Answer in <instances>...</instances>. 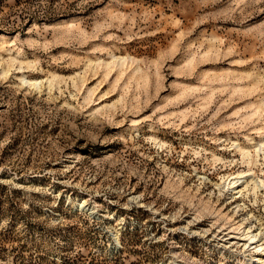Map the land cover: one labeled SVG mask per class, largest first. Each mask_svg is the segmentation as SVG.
Instances as JSON below:
<instances>
[{
  "label": "rangeland",
  "instance_id": "rangeland-1",
  "mask_svg": "<svg viewBox=\"0 0 264 264\" xmlns=\"http://www.w3.org/2000/svg\"><path fill=\"white\" fill-rule=\"evenodd\" d=\"M3 35L0 264H237L225 229L264 238V191L215 187L264 179L235 150L264 138V0H0Z\"/></svg>",
  "mask_w": 264,
  "mask_h": 264
},
{
  "label": "bare ground",
  "instance_id": "bare-ground-1",
  "mask_svg": "<svg viewBox=\"0 0 264 264\" xmlns=\"http://www.w3.org/2000/svg\"><path fill=\"white\" fill-rule=\"evenodd\" d=\"M0 40L4 42V44L8 43L7 37L4 35L1 36ZM134 63H136V61L135 59L133 60L132 58L111 56L110 62L102 63L100 65L103 66L106 70L110 71L115 68L127 67L129 64L133 65ZM8 72H9L8 70L2 71L1 75L3 79L7 77ZM19 81L21 87H26L28 89L32 88L33 90H36L38 92L41 91V87H42L41 81H37V80L34 81L30 79L28 80L24 77L20 78ZM48 84L50 86L51 82L49 81ZM91 96L92 93L89 92L86 100L90 99ZM104 110L106 109L101 107L100 109L97 110V113H101ZM248 139H249L248 144L246 146H241L240 144H236L235 150L238 152V154L242 156V158L247 159V163L250 166L253 162L251 152L255 153L256 158L262 157L264 161V138L258 143H254L253 140L250 138ZM160 147L161 146H159V148ZM253 175L254 172L248 170L247 172H241V173H237L236 175H229L226 178H221V183L215 184V187L218 190L219 197L224 196L229 192H233L230 195L231 198L239 199L243 197L245 192L249 193L250 191H252L253 195L257 196L258 191L260 192L264 191V179L255 180ZM248 180H250L249 183ZM180 184H182L181 180L179 181L178 186ZM138 199L139 197L131 198L132 201H134L135 203L137 202L136 204H139V206L142 207L143 205L142 204L140 205V201H138ZM200 204H201L202 212L212 211L213 214L217 215L218 217L221 216L222 219L228 221V223L232 220L233 216L236 214L235 212L232 217H229L226 214L222 215L220 209L218 211L213 210L212 207L206 202L200 201ZM78 207L79 210L83 211L86 208L85 201L79 202ZM236 208H239L238 204H236ZM202 212H199L198 215L194 217V222L202 221L201 219ZM225 230H228V232L225 233V235H223V237L221 238V239L224 238L223 241H221L222 246L225 247V245L227 246L232 244L238 246L240 245L243 248V252L240 255L241 259L237 260V264H264V238L262 237L261 231L254 232V230H252L251 224H247L245 219H243L241 222H237L229 226L228 229ZM115 235L116 236L114 237V239L115 241H118V233H116Z\"/></svg>",
  "mask_w": 264,
  "mask_h": 264
}]
</instances>
